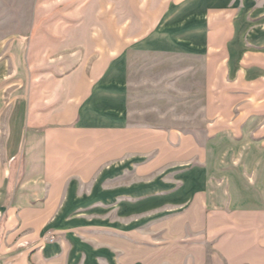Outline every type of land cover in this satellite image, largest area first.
<instances>
[{
  "label": "crops",
  "instance_id": "1",
  "mask_svg": "<svg viewBox=\"0 0 264 264\" xmlns=\"http://www.w3.org/2000/svg\"><path fill=\"white\" fill-rule=\"evenodd\" d=\"M9 2L0 264H264V0ZM165 54L206 61L201 132L131 121Z\"/></svg>",
  "mask_w": 264,
  "mask_h": 264
},
{
  "label": "rangeland",
  "instance_id": "2",
  "mask_svg": "<svg viewBox=\"0 0 264 264\" xmlns=\"http://www.w3.org/2000/svg\"><path fill=\"white\" fill-rule=\"evenodd\" d=\"M9 1H0V36L15 30L10 20H18L17 10H26ZM205 63L191 54L133 55L128 76L132 123L196 133L204 130L206 101L214 91L207 84Z\"/></svg>",
  "mask_w": 264,
  "mask_h": 264
}]
</instances>
